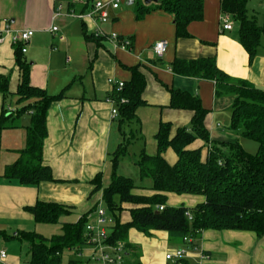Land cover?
I'll list each match as a JSON object with an SVG mask.
<instances>
[{
  "label": "crops",
  "instance_id": "obj_1",
  "mask_svg": "<svg viewBox=\"0 0 264 264\" xmlns=\"http://www.w3.org/2000/svg\"><path fill=\"white\" fill-rule=\"evenodd\" d=\"M96 1L61 0L63 9L54 18L56 0H0V21H9L14 31H34L27 52L21 56L29 67L31 86L58 97L48 110V135L43 148V163L51 169L55 182L23 185L5 178L6 167L13 165L26 148L31 114L17 116L24 106L16 96L21 82L18 47L10 40L0 45V77L8 79L11 93L6 102L0 93V117L5 107L14 116L0 135V254L6 253L2 264H30L31 247L22 239L24 233L51 238L63 234L65 224H75L83 217L87 223L96 224L95 212L99 207L106 208L103 190L112 182L114 157L122 148L126 152L119 158L117 174L130 178V173H140L137 164L143 154L157 155L156 135L161 123L171 125L172 137L180 128L191 130L193 112L171 108L172 91L197 96L208 111L205 126L210 142L197 140L189 149H201L205 160L213 144L239 142L243 146L246 139L230 127L235 98L217 97L214 81L175 74L176 61L214 58L218 68L232 79L264 90V34L257 55L250 60L239 40L235 21L232 20L231 31L222 29V0H205L203 20L190 24L187 37H177L174 16L160 8L159 1L150 4L149 12L139 19L137 5H146L145 0H134L132 5H127V0V7L120 0L118 9H110V19L104 25L95 19L81 20L70 15L88 13ZM248 11L264 28L261 0H248ZM53 27L58 31L52 32ZM98 27L105 33L102 38L94 37ZM111 34L131 41L130 49L116 46L108 38ZM159 41L168 42L162 58L153 51ZM135 70L146 81L145 104L137 108L132 120L120 114L113 118L108 98L114 94V88L109 80L127 84ZM164 157L171 165L178 160L172 149ZM98 177L102 189L93 192V181ZM147 180H133L136 195L154 194L153 182ZM39 201L63 205L70 209V214L61 217L57 224L37 223L27 208ZM204 202L202 196L169 194L167 206L194 208ZM136 207L123 205L122 224L132 221L131 210ZM110 219L108 235L115 225V219ZM128 242L132 248L124 249V264H174L166 256L186 248L183 241L157 230L145 233L133 228ZM197 244L201 252H188L183 264H264V238L253 232L207 230ZM94 254L90 245L80 250L66 249L61 260L62 264H92Z\"/></svg>",
  "mask_w": 264,
  "mask_h": 264
},
{
  "label": "trees",
  "instance_id": "obj_2",
  "mask_svg": "<svg viewBox=\"0 0 264 264\" xmlns=\"http://www.w3.org/2000/svg\"><path fill=\"white\" fill-rule=\"evenodd\" d=\"M205 0H159V7L173 14L177 37H187L190 24L201 22L204 17ZM151 5H137V18L142 19ZM224 14H229L238 25L239 40L249 53L250 60L257 55L264 34L255 17L248 11V0H222ZM21 82L16 96L24 106L17 116L30 113L31 124L27 127L26 148L20 151L18 160L5 169L4 176L18 180L23 185H38L55 182L51 169L43 163V148L47 138V115L51 104L58 99L30 84L29 67L22 61L18 48ZM175 74L214 81L216 96H233L231 129L243 139L258 143L259 150L251 155L239 142L216 143L211 146L204 160L202 150L189 147L197 140L210 142V133L205 126L208 111L201 100L190 93L172 91L170 107L193 112L191 130L180 128L172 137L169 123H161L156 135L158 153L143 154L138 162L142 179L153 182L151 196L136 195L135 182L117 174L119 158L126 152L121 149L114 157V173L111 184L103 190V200L108 214L115 219L110 229L109 245L124 246L130 250L129 231L133 228L148 233L150 230L168 232L170 237L184 242L192 237L196 242L207 230H236L253 232L264 238V90L247 81L232 79L220 70L214 58L193 61H176ZM146 87L144 76L137 70L133 79L116 96L125 97L128 103L119 107L122 118L132 120L137 108L143 104ZM0 93L5 102L11 97L8 79L0 77ZM14 119L6 107L0 117V135ZM172 149L178 160L174 165L167 162L165 152ZM93 192L102 189L101 177L93 181ZM202 196L205 202L194 208L167 206L168 195ZM137 206L131 210L132 221L122 224L120 215L123 205ZM164 206L163 210H159ZM27 210L37 223L57 224L60 218L70 214V209L57 203L37 202ZM191 216V219H190ZM87 219L75 224H65L63 234L45 238L37 233H24L31 249L30 264H62L61 255L66 249L80 250L88 244ZM185 244V243H184ZM129 252V251H128ZM183 261V260H182ZM180 263L174 264H183ZM184 262V261H183ZM186 264V263H185Z\"/></svg>",
  "mask_w": 264,
  "mask_h": 264
},
{
  "label": "built area",
  "instance_id": "obj_3",
  "mask_svg": "<svg viewBox=\"0 0 264 264\" xmlns=\"http://www.w3.org/2000/svg\"><path fill=\"white\" fill-rule=\"evenodd\" d=\"M57 1V9L54 14V18L60 15L61 10L63 9L61 0ZM75 2H80L81 0H74ZM264 6V0H261ZM120 4V0L113 1H103L98 0L94 3L92 9L86 14H75L74 12L70 13L71 16L76 17L78 19H95L98 21L100 25H104L108 23L110 16V9H118ZM222 29L224 31H231L233 29V21L232 17L229 14H225L222 16ZM52 32H57L58 28L53 27L51 29ZM34 36L33 30H23V31H14L9 23V21L2 20L0 21V45L5 44L8 40L11 43L18 47L23 54L27 52V44L31 41ZM105 36L104 31L101 27H98L94 32L95 38H102ZM109 40L115 43L116 46H120L123 49L129 50L131 47V41L123 39L117 34H111ZM168 49L167 41H159L153 46V51L155 55L159 58H162ZM109 83L114 88V94L108 98V102L112 104V117H119V107L128 103V100L125 97L116 96L117 93L123 92L125 88V83L120 81L117 82L115 80H109ZM116 93V94H115ZM164 206H160L159 210H163ZM96 224L87 223L86 225V233L88 237V244L94 248L95 254L91 258L92 264H124V246L122 244L111 247L106 241L109 238L107 232V226L110 224L111 219L110 216L104 207H99L96 212ZM191 219V216H190ZM184 243L186 248L184 250L176 251L174 253H170L166 256L168 261H172L173 263H180L188 252H201L200 246L192 237H186L184 239ZM203 258H206L203 255ZM6 259V253L2 252L0 254V264Z\"/></svg>",
  "mask_w": 264,
  "mask_h": 264
},
{
  "label": "rangeland",
  "instance_id": "obj_4",
  "mask_svg": "<svg viewBox=\"0 0 264 264\" xmlns=\"http://www.w3.org/2000/svg\"><path fill=\"white\" fill-rule=\"evenodd\" d=\"M137 1V0H136ZM126 2H127V0H123V5H124V7H127V5H126ZM137 3V2H136ZM230 127H231V122H230ZM243 148H244V150L246 151V152H248L249 154H251V155H255V154H257L258 153V150H259V145H258V143L257 142H255V141H253V140H249V139H246L244 142H243V146H242ZM130 175H132V176H130V178H133V180L135 181V182H137V183H139V182H144V183H147L148 182V178L147 179H141V177H139L140 176V173L138 172V174H135V173H130ZM138 175V178L137 179H135L136 177L135 176H137ZM109 226V225H108ZM107 226V227H108ZM58 234H60V233H58Z\"/></svg>",
  "mask_w": 264,
  "mask_h": 264
},
{
  "label": "water",
  "instance_id": "obj_5",
  "mask_svg": "<svg viewBox=\"0 0 264 264\" xmlns=\"http://www.w3.org/2000/svg\"><path fill=\"white\" fill-rule=\"evenodd\" d=\"M159 0H145L146 5H150L152 3H158ZM134 0H128L127 5H132Z\"/></svg>",
  "mask_w": 264,
  "mask_h": 264
}]
</instances>
